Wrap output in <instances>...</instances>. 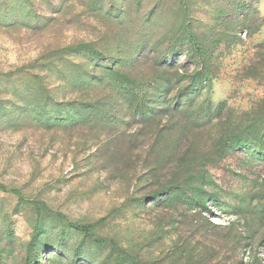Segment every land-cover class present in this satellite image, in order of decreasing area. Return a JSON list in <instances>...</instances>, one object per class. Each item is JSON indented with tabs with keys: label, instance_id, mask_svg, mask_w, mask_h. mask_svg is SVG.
<instances>
[{
	"label": "rangeland",
	"instance_id": "1",
	"mask_svg": "<svg viewBox=\"0 0 264 264\" xmlns=\"http://www.w3.org/2000/svg\"><path fill=\"white\" fill-rule=\"evenodd\" d=\"M0 264H264V0H0Z\"/></svg>",
	"mask_w": 264,
	"mask_h": 264
}]
</instances>
